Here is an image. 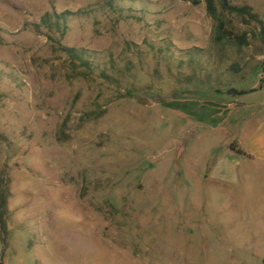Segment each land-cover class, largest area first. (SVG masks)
<instances>
[{"label":"rangeland","instance_id":"1","mask_svg":"<svg viewBox=\"0 0 264 264\" xmlns=\"http://www.w3.org/2000/svg\"><path fill=\"white\" fill-rule=\"evenodd\" d=\"M229 1L259 22L204 0H0V264H264V163L229 148L264 75V0Z\"/></svg>","mask_w":264,"mask_h":264},{"label":"crops","instance_id":"2","mask_svg":"<svg viewBox=\"0 0 264 264\" xmlns=\"http://www.w3.org/2000/svg\"><path fill=\"white\" fill-rule=\"evenodd\" d=\"M260 79H264V75L260 76ZM261 80L257 86H253L249 88V90L241 91L237 94L243 99L253 94L257 96V99L251 102H242L243 105H250L251 110L246 115L244 114L243 117L235 120L237 125H250L246 129L242 126L243 128H241V130H243L240 132L241 136H238V142L236 143L247 155H242L241 157L258 163H264V91H262ZM231 103V101H228L225 106L221 108L224 118L220 124L227 123L232 116L233 110L237 108L238 105H231Z\"/></svg>","mask_w":264,"mask_h":264},{"label":"trees","instance_id":"3","mask_svg":"<svg viewBox=\"0 0 264 264\" xmlns=\"http://www.w3.org/2000/svg\"><path fill=\"white\" fill-rule=\"evenodd\" d=\"M185 1H189L192 4H198L201 0H185ZM204 1L206 4L207 12L211 16H215L216 3H217L219 8L223 12H226L228 14L234 13L240 17H249L251 20H255V21L257 20V15L251 12L250 8L246 5L231 4L229 0H204ZM221 25L222 24L220 23L217 29L218 37L226 36L223 33L224 28H222ZM232 38L238 45L247 44L246 33H242L240 35H234ZM261 39H262L263 56H264V24H262V28H261ZM64 50L68 51L71 57L79 60L82 64L88 63V59L85 58L84 52H78L73 48H67V47H65ZM263 62H264V57H263ZM229 148L231 150H234L239 155L247 156L246 153L242 149L237 147L235 143H230ZM8 184H9L8 177L5 174L4 175L0 174V214L5 211L6 197L8 195Z\"/></svg>","mask_w":264,"mask_h":264}]
</instances>
